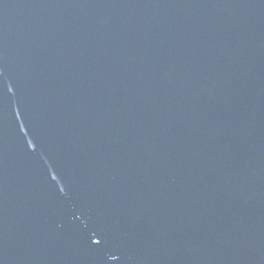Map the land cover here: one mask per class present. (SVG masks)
Instances as JSON below:
<instances>
[{"label": "water", "instance_id": "water-1", "mask_svg": "<svg viewBox=\"0 0 264 264\" xmlns=\"http://www.w3.org/2000/svg\"><path fill=\"white\" fill-rule=\"evenodd\" d=\"M0 264H264V0H0Z\"/></svg>", "mask_w": 264, "mask_h": 264}]
</instances>
